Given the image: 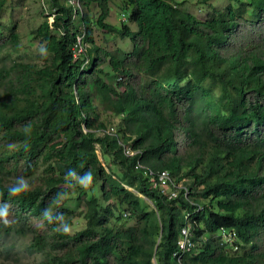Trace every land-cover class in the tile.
Instances as JSON below:
<instances>
[{
    "label": "trees",
    "instance_id": "1",
    "mask_svg": "<svg viewBox=\"0 0 264 264\" xmlns=\"http://www.w3.org/2000/svg\"><path fill=\"white\" fill-rule=\"evenodd\" d=\"M47 1L34 30L46 62L13 56L19 34L0 30V264H264V0H228L205 19L185 0H122L129 23L116 27L110 0ZM94 25L132 49L97 44ZM143 167L186 178L190 194L169 198ZM67 184L98 193L76 214ZM193 202L204 205L189 216L197 249L179 260Z\"/></svg>",
    "mask_w": 264,
    "mask_h": 264
},
{
    "label": "rangeland",
    "instance_id": "2",
    "mask_svg": "<svg viewBox=\"0 0 264 264\" xmlns=\"http://www.w3.org/2000/svg\"><path fill=\"white\" fill-rule=\"evenodd\" d=\"M45 1L47 6H44V0H9L6 3L1 16L0 30L6 35L10 34L12 31L19 34V49L17 52H13V56L19 57L23 60L36 61L38 63L46 62L45 59H47V53L45 51V41L42 38L35 37L34 35V30L41 25L46 15H49L48 12L50 11V5L47 0ZM122 4V0H110L111 11L110 15L106 19V22L114 25L115 27L121 26L122 22L129 23L128 16H126L128 11L122 8ZM227 4L228 0H211L209 4H202L201 6H198L197 0H185L182 7L199 15L201 19H205L208 17L213 8H225ZM201 8L202 11L199 10ZM92 12H94V17L98 14L99 9L96 4L92 6ZM93 16L92 18H94ZM52 19V15H50L49 20ZM76 21L78 25L79 19L77 18ZM94 36L96 43L108 50H114L118 46H121L126 51H130L132 49L131 38L122 37L116 32V30L108 31L102 27L94 25ZM103 70L105 72L103 76L108 82L117 83L119 75L112 71L109 63H105L103 65ZM119 119V117L115 119L117 124L119 123ZM104 156L106 157V155L100 151L102 162L107 167L109 163L107 158L104 159ZM120 170L122 171V168L117 166V171ZM80 185H83V183L81 182ZM70 187L71 185L67 184V189L70 191L72 198L68 205L75 209L76 214L77 211L86 208V199L90 198L94 193H98V188L96 187L93 189H85V191H83L82 188H76L73 190ZM141 196L143 205H152V202L148 198L144 197L142 194ZM75 223L76 224L70 227V233H74L75 231L82 229L87 221L82 218ZM26 259L30 261L35 260L28 264H39V261L41 262L40 259L31 256ZM0 260H2V258Z\"/></svg>",
    "mask_w": 264,
    "mask_h": 264
},
{
    "label": "clouds",
    "instance_id": "3",
    "mask_svg": "<svg viewBox=\"0 0 264 264\" xmlns=\"http://www.w3.org/2000/svg\"><path fill=\"white\" fill-rule=\"evenodd\" d=\"M77 2H79V0H77ZM52 18H53V16H52ZM77 18H78V16H77ZM74 19H75L74 20V22H75L76 21V15H74ZM78 42L83 47V50L81 52H79V53L76 52V46H75L76 44H78ZM86 45L87 44L85 43V31H83L82 33L80 32L78 34L77 41L74 43V46H73V51H74L73 53H74L75 58L80 57V55H82L84 53V51L86 49ZM82 58L84 59V64L89 61L88 56H83ZM113 126H116L115 122L113 123V125L109 126V128L106 129V131L103 130L101 132L111 133L114 130ZM98 148H99V146H98ZM150 168H153V167H150ZM143 169L146 170L147 167L143 168ZM153 169L156 170V171L162 170V169H156V168H153ZM173 181H174V183H170L166 187H163L162 185H159L160 186V190L164 194H166L169 198H177L179 195H183L185 197H188V195L190 194V188H189V184H188L186 178H182V179H179V180H174V178H173ZM171 186L174 188L173 192L171 190L169 193H167V187L171 188ZM186 189H188V192H186ZM27 190H28L27 183H21L18 186L11 187L9 191H10L11 195L18 196V195H21L24 191H27ZM193 203H195V202H193ZM195 204H197V203H195ZM203 207H204L203 204H197L194 208H186L185 209V211H186L185 212L186 213L185 219L188 222L185 224L184 227H189L190 228V232H191L190 236L192 237V240L195 243L194 247L187 251L188 253L191 252L192 250H196L197 249V242L193 238V235H192L191 223L189 222L190 221L189 216L191 215V213H195L197 211H201ZM7 215H8V208L5 205L4 207L0 208V218H3L5 224L8 223ZM43 216H44L45 219H47L49 221V223H51V217L48 216L47 213H44ZM184 227L182 228V230L180 232V237H179L178 241H180V239L183 236ZM57 231H63L64 233H69L71 231V228H70V226L68 224H64L63 227L62 228H58ZM216 236L217 237H221L224 242H226V241L227 242H231V237L233 235H231V237H230L227 233H225V231H223V233L221 235H219V233H218ZM179 248L180 247L178 246L177 251L174 253V255L177 256V258L180 260L185 254L183 253L184 254L183 255V254L178 253V249ZM180 255H182V256H180Z\"/></svg>",
    "mask_w": 264,
    "mask_h": 264
},
{
    "label": "built area",
    "instance_id": "4",
    "mask_svg": "<svg viewBox=\"0 0 264 264\" xmlns=\"http://www.w3.org/2000/svg\"><path fill=\"white\" fill-rule=\"evenodd\" d=\"M75 46H76V52L79 53L83 50V47L79 44V42ZM146 174L151 177L155 186L162 185L163 187H166L168 184L174 183L173 177L166 169L156 171L153 168L147 167ZM186 192H188V189H186ZM190 233H191L190 228L184 227L183 236L179 241L180 248L178 249V253L183 254L194 247L195 243L192 240Z\"/></svg>",
    "mask_w": 264,
    "mask_h": 264
},
{
    "label": "bare ground",
    "instance_id": "5",
    "mask_svg": "<svg viewBox=\"0 0 264 264\" xmlns=\"http://www.w3.org/2000/svg\"><path fill=\"white\" fill-rule=\"evenodd\" d=\"M143 168H144V167H143ZM166 170L170 173V175L174 178V180H179V179H181V178H179L177 175L173 174L169 169H166ZM178 244L180 245L179 241H178ZM180 256H182V255H180Z\"/></svg>",
    "mask_w": 264,
    "mask_h": 264
}]
</instances>
